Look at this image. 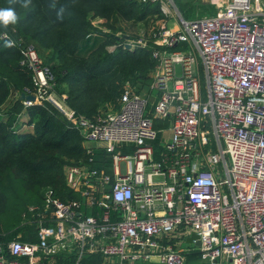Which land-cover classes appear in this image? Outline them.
Listing matches in <instances>:
<instances>
[{
    "label": "built area",
    "instance_id": "built-area-1",
    "mask_svg": "<svg viewBox=\"0 0 264 264\" xmlns=\"http://www.w3.org/2000/svg\"><path fill=\"white\" fill-rule=\"evenodd\" d=\"M139 1L159 3L164 14L174 3ZM212 2L210 14L178 11L176 27L119 28L125 47H151L150 93L126 82L119 106L94 116L70 107L36 46L21 44L36 87L35 100L23 103L50 101L86 140L102 142L111 165H68L65 182L80 198L46 187L22 213L36 240L19 232L0 241V264H79L93 253L99 264H183L189 252L174 243L177 232L197 234L188 242L209 262L264 264V8L261 0ZM1 37L19 43L9 31ZM128 143L131 151L116 150Z\"/></svg>",
    "mask_w": 264,
    "mask_h": 264
},
{
    "label": "trees",
    "instance_id": "trees-1",
    "mask_svg": "<svg viewBox=\"0 0 264 264\" xmlns=\"http://www.w3.org/2000/svg\"><path fill=\"white\" fill-rule=\"evenodd\" d=\"M23 3L0 0V10L18 15L16 24L0 23V241L19 232L24 240H36L34 224L23 221L22 213L28 204L43 201L46 187L63 200L80 198L65 182L68 165L85 161L99 171L111 165L103 147L93 146L88 160L86 138L50 101L23 103L21 93H33L36 87L31 70L21 62V44L32 42L41 57L45 52L55 90L65 94L78 114L94 116L105 104L119 106L126 82L137 93H150L151 47H125L124 34L116 29L122 21L160 12L157 3L139 0H31L27 8ZM94 17L105 19L106 30L92 23ZM3 31L19 43H8ZM132 149L131 143L116 146L122 152ZM100 261V254L93 253L79 264Z\"/></svg>",
    "mask_w": 264,
    "mask_h": 264
},
{
    "label": "rangeland",
    "instance_id": "rangeland-1",
    "mask_svg": "<svg viewBox=\"0 0 264 264\" xmlns=\"http://www.w3.org/2000/svg\"><path fill=\"white\" fill-rule=\"evenodd\" d=\"M166 4L168 5L169 8L167 14H164L162 12L158 4V8L160 9V12L162 14L158 11V12H154L152 15L149 14L148 17H146V19L144 20L124 21L120 25V30L122 32L129 33L131 35L145 34L148 33L154 27V25L158 24L159 22H164L166 25L176 27L177 26L176 17L178 11L180 12V14L182 13L181 15H185L187 17H193L197 15L209 14L215 10L214 7L215 4L214 2H212V0H174V3L170 1V2H166ZM178 5H180L181 11L179 10ZM117 30L118 28L116 29V31ZM41 55L43 57V60L47 59V56H45V52H41ZM106 106H108V104H105L102 107H106ZM85 144L88 146L93 145L95 147H101L100 144H102V142L96 140H86ZM120 166L121 169H124L125 160L123 159L120 160ZM214 167L219 168V165H215ZM221 172L223 173V175H225L223 169L221 170ZM174 243L177 245V247L182 248L185 252H189L186 261L183 264H217L215 262H209L208 260L201 258V256L197 252L198 246L186 241L185 236L182 235V232H177V236L174 238ZM151 264H161V263H158L157 261H153V263Z\"/></svg>",
    "mask_w": 264,
    "mask_h": 264
},
{
    "label": "clouds",
    "instance_id": "clouds-1",
    "mask_svg": "<svg viewBox=\"0 0 264 264\" xmlns=\"http://www.w3.org/2000/svg\"><path fill=\"white\" fill-rule=\"evenodd\" d=\"M30 2L31 0H24L22 6L27 8ZM17 21H18V15L14 10L12 9L0 10V23H2L5 27H7L9 24H16Z\"/></svg>",
    "mask_w": 264,
    "mask_h": 264
},
{
    "label": "crops",
    "instance_id": "crops-1",
    "mask_svg": "<svg viewBox=\"0 0 264 264\" xmlns=\"http://www.w3.org/2000/svg\"><path fill=\"white\" fill-rule=\"evenodd\" d=\"M157 4H159V3H157ZM262 6H263V8H264V0H262ZM105 21V19L104 18H100V17H98L97 18V24L98 25H100L101 27H105L104 25H103V22ZM124 21H122L121 22V24L123 23ZM170 26V25H169ZM170 27H172V26H170ZM101 145V147H102V144H100ZM88 146V145H87ZM90 146H93V145H90ZM95 147V146H94ZM21 233V232H20ZM59 261H61V260H57V264H58V262ZM151 263H153V261H150V260H139V261H136L134 264H151Z\"/></svg>",
    "mask_w": 264,
    "mask_h": 264
},
{
    "label": "water",
    "instance_id": "water-1",
    "mask_svg": "<svg viewBox=\"0 0 264 264\" xmlns=\"http://www.w3.org/2000/svg\"><path fill=\"white\" fill-rule=\"evenodd\" d=\"M127 47H129L128 44H127ZM21 98H23V99H29V100H35V95L32 94V93L22 92L21 93ZM194 237H197V234H195L194 232H192L189 236L186 237V240L187 241H190ZM196 244H199V240L196 241Z\"/></svg>",
    "mask_w": 264,
    "mask_h": 264
}]
</instances>
